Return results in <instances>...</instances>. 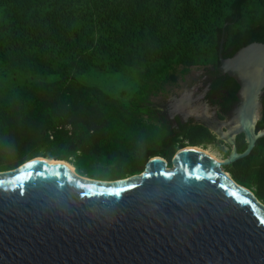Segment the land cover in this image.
<instances>
[{
    "label": "trees",
    "instance_id": "trees-1",
    "mask_svg": "<svg viewBox=\"0 0 264 264\" xmlns=\"http://www.w3.org/2000/svg\"><path fill=\"white\" fill-rule=\"evenodd\" d=\"M221 39L222 59L264 44V0H0V173L44 158L113 182L153 157L170 168L185 147L215 144L224 159L202 125L151 102L196 68L227 111L238 86L217 71ZM222 169L264 205V138Z\"/></svg>",
    "mask_w": 264,
    "mask_h": 264
},
{
    "label": "water",
    "instance_id": "water-1",
    "mask_svg": "<svg viewBox=\"0 0 264 264\" xmlns=\"http://www.w3.org/2000/svg\"><path fill=\"white\" fill-rule=\"evenodd\" d=\"M221 45L217 71L238 86L236 108L223 121L184 116L224 143L227 157L185 147L172 169L153 157L141 174L113 182L78 176L63 161H35L44 158L1 172L0 264H264V205L222 169L264 138V128L255 132L264 44L228 59Z\"/></svg>",
    "mask_w": 264,
    "mask_h": 264
},
{
    "label": "rangeland",
    "instance_id": "rangeland-1",
    "mask_svg": "<svg viewBox=\"0 0 264 264\" xmlns=\"http://www.w3.org/2000/svg\"><path fill=\"white\" fill-rule=\"evenodd\" d=\"M204 79L205 75L201 69L192 68L182 82L178 81L174 86L166 87V94L156 96L151 99V102L167 110L168 115H170L169 118H171L173 114H176L179 115L180 118L182 117V121H185L187 118L182 114L187 113L190 116H199L203 112L206 117L212 119V116L215 115V107L201 101V90ZM198 148L214 156L218 160L222 159L221 153L215 144L206 145L204 148ZM168 169H172L171 165ZM73 172L75 173V171Z\"/></svg>",
    "mask_w": 264,
    "mask_h": 264
},
{
    "label": "flooded vegetation",
    "instance_id": "flooded-vegetation-1",
    "mask_svg": "<svg viewBox=\"0 0 264 264\" xmlns=\"http://www.w3.org/2000/svg\"><path fill=\"white\" fill-rule=\"evenodd\" d=\"M202 70V69H201ZM205 75V74H204ZM209 82L207 81V79H206V76H205V79H204V83H203V87H202V90H201V101L203 102V103H205V104H209V105H211V106H213V107H215V116L217 117V119H218V115H221L222 113L223 114H225L224 115V118H223V120H226L227 119V116L236 108V106H237V104H238V101H237V98H236V95H237V91H236V93H235V100L234 101H232L231 102V106L229 107V109L227 110V111H225V112H223V111H221V110H219V108H218V106L219 105H214V104H212V102H210V100H214V98H218V95L217 94H213V97L212 98H210V100H208V99H206V96L209 94V91H208V89H209ZM225 93V92H224ZM227 94V93H226ZM225 99L226 98H228V94L227 95H225V96H223ZM183 116H184V114H182ZM174 116H178V117H180L179 115H176V114H173L172 115V117H174ZM182 118V117H181ZM185 120H190V119H185ZM219 120V119H218ZM223 120H220V121H223ZM236 138V137H235Z\"/></svg>",
    "mask_w": 264,
    "mask_h": 264
},
{
    "label": "bare ground",
    "instance_id": "bare-ground-1",
    "mask_svg": "<svg viewBox=\"0 0 264 264\" xmlns=\"http://www.w3.org/2000/svg\"><path fill=\"white\" fill-rule=\"evenodd\" d=\"M195 150L204 153L205 155H207L208 157H210V158L213 159L214 161H218V159H216L214 156L209 155L207 152H203V151H201L199 148H196ZM35 161H36V162H43V163H53V160H52V161H51V160H45V161H44V160H35ZM46 161H49V162H46ZM64 165H65V167H67V169H69L70 172L74 173V172H73V167L67 165V163H65V162H64Z\"/></svg>",
    "mask_w": 264,
    "mask_h": 264
},
{
    "label": "snow or ice",
    "instance_id": "snow-or-ice-1",
    "mask_svg": "<svg viewBox=\"0 0 264 264\" xmlns=\"http://www.w3.org/2000/svg\"><path fill=\"white\" fill-rule=\"evenodd\" d=\"M233 195H235V193H233ZM245 203H247V201H245Z\"/></svg>",
    "mask_w": 264,
    "mask_h": 264
},
{
    "label": "crops",
    "instance_id": "crops-1",
    "mask_svg": "<svg viewBox=\"0 0 264 264\" xmlns=\"http://www.w3.org/2000/svg\"><path fill=\"white\" fill-rule=\"evenodd\" d=\"M73 171H74V169H73Z\"/></svg>",
    "mask_w": 264,
    "mask_h": 264
}]
</instances>
